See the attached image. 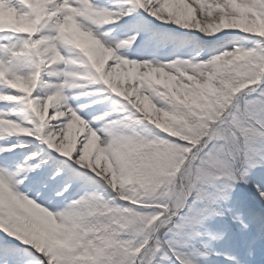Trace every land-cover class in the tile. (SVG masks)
I'll use <instances>...</instances> for the list:
<instances>
[{"label": "snow or ice", "instance_id": "6c2138e0", "mask_svg": "<svg viewBox=\"0 0 264 264\" xmlns=\"http://www.w3.org/2000/svg\"><path fill=\"white\" fill-rule=\"evenodd\" d=\"M0 264H264V0H0Z\"/></svg>", "mask_w": 264, "mask_h": 264}]
</instances>
